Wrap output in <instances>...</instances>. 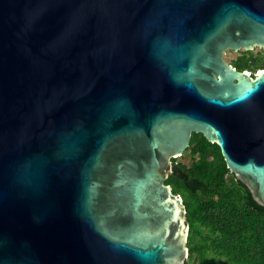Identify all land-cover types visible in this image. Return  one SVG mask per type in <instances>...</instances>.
I'll return each instance as SVG.
<instances>
[{
    "label": "water",
    "instance_id": "95a60500",
    "mask_svg": "<svg viewBox=\"0 0 264 264\" xmlns=\"http://www.w3.org/2000/svg\"><path fill=\"white\" fill-rule=\"evenodd\" d=\"M245 50L264 0H0V264H186L194 132L264 206Z\"/></svg>",
    "mask_w": 264,
    "mask_h": 264
},
{
    "label": "trees",
    "instance_id": "16d2710c",
    "mask_svg": "<svg viewBox=\"0 0 264 264\" xmlns=\"http://www.w3.org/2000/svg\"><path fill=\"white\" fill-rule=\"evenodd\" d=\"M243 53L235 65L252 72L264 68L263 55ZM173 160L167 183L187 208L186 264H264V206L228 168L220 146L194 132L184 155Z\"/></svg>",
    "mask_w": 264,
    "mask_h": 264
},
{
    "label": "rangeland",
    "instance_id": "374dc122",
    "mask_svg": "<svg viewBox=\"0 0 264 264\" xmlns=\"http://www.w3.org/2000/svg\"><path fill=\"white\" fill-rule=\"evenodd\" d=\"M254 53V55H263L264 56V50H258V51H252ZM244 53L242 54H238V55H235L236 59H238L240 56H242ZM260 70V69H258ZM185 161H189L190 160V157L189 155L186 156V158L184 159Z\"/></svg>",
    "mask_w": 264,
    "mask_h": 264
},
{
    "label": "flooded vegetation",
    "instance_id": "af4514ba",
    "mask_svg": "<svg viewBox=\"0 0 264 264\" xmlns=\"http://www.w3.org/2000/svg\"><path fill=\"white\" fill-rule=\"evenodd\" d=\"M235 67H237V69H239V70H241V71H243V70H246V69H243V68H240V67H238L237 65H235L233 62H231ZM252 72V71H251ZM251 74V76H255L256 74L254 73V72H252V73H250Z\"/></svg>",
    "mask_w": 264,
    "mask_h": 264
}]
</instances>
